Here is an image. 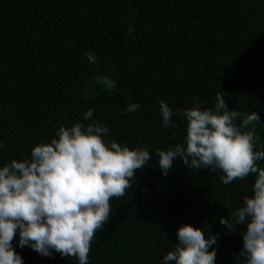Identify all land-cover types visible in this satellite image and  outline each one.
<instances>
[{"label":"trees","instance_id":"obj_1","mask_svg":"<svg viewBox=\"0 0 264 264\" xmlns=\"http://www.w3.org/2000/svg\"><path fill=\"white\" fill-rule=\"evenodd\" d=\"M100 76L115 89L97 84ZM217 93L241 113L242 129L245 114L259 115L243 130L254 132L253 150L264 151V0H0V167L30 159L34 146L77 122L106 126L105 142L147 145L150 153L125 195L110 200L89 264H163L185 224L206 238L218 234L215 264H244L236 256L243 230L230 234L219 218L231 221L254 195L255 175L225 185L219 170L177 159L165 176L158 165L157 150L186 137L179 110L196 99L214 109ZM160 101L174 113L170 127ZM133 103L140 109L128 113ZM90 108L94 116L84 121ZM12 243L23 264H79L20 248L18 233Z\"/></svg>","mask_w":264,"mask_h":264},{"label":"clouds","instance_id":"obj_2","mask_svg":"<svg viewBox=\"0 0 264 264\" xmlns=\"http://www.w3.org/2000/svg\"><path fill=\"white\" fill-rule=\"evenodd\" d=\"M132 31L129 27L128 33ZM85 55L96 62L93 54ZM96 83L110 91L116 87L108 76L98 77ZM139 109L133 103L126 111ZM179 111L186 120V137L183 143L169 144L166 151L157 150L162 174L167 176L177 159L189 169L221 171L225 185L254 174V195L246 196L243 205L230 213L231 221L218 218L230 234L243 230V248L236 256L243 257L244 264H264V168L257 165L264 160V151H254V132L243 130L259 122V115L245 114L242 129L236 123L241 113L230 110L220 93L214 109H203L196 99L195 107ZM160 114L163 126L170 127L174 113L164 101ZM93 116L90 108L83 119ZM108 132L96 122L61 126L50 142L32 148L30 159H13L0 167V264H23L12 243L17 233L20 248L30 247L45 257L59 253L89 264L95 233L109 222L110 200L125 195L136 171L151 158L147 145L130 149L115 140L105 142ZM217 236L206 238L202 229L181 225L175 248L163 256V264H215L217 251L212 246Z\"/></svg>","mask_w":264,"mask_h":264}]
</instances>
